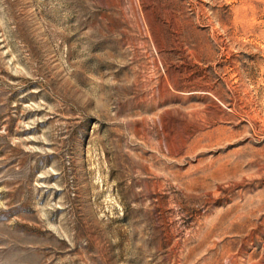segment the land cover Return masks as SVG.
<instances>
[{
  "label": "rangeland",
  "instance_id": "1",
  "mask_svg": "<svg viewBox=\"0 0 264 264\" xmlns=\"http://www.w3.org/2000/svg\"><path fill=\"white\" fill-rule=\"evenodd\" d=\"M0 264H264V0H0Z\"/></svg>",
  "mask_w": 264,
  "mask_h": 264
}]
</instances>
